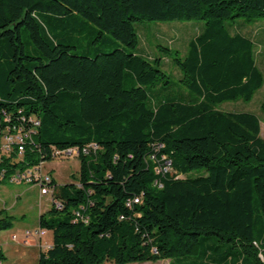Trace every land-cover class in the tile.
Segmentation results:
<instances>
[{
	"label": "trees",
	"instance_id": "trees-1",
	"mask_svg": "<svg viewBox=\"0 0 264 264\" xmlns=\"http://www.w3.org/2000/svg\"><path fill=\"white\" fill-rule=\"evenodd\" d=\"M258 17L264 0H0V138L25 136L0 184L80 149L39 218L52 246L20 264H264L262 120L219 108L264 88L252 37L224 24ZM177 19L209 22L156 98L172 82L137 23ZM14 221L0 209V231Z\"/></svg>",
	"mask_w": 264,
	"mask_h": 264
},
{
	"label": "rangeland",
	"instance_id": "rangeland-1",
	"mask_svg": "<svg viewBox=\"0 0 264 264\" xmlns=\"http://www.w3.org/2000/svg\"><path fill=\"white\" fill-rule=\"evenodd\" d=\"M208 22L209 21L204 19H177L172 21H144L142 23H137L140 35V44L136 49V52L142 53L150 59L160 58L163 63L162 68L169 74V78L172 82V86L170 88L163 89V92L156 95V98L166 94H179V80L183 76V70L175 58L178 56L182 58L187 57L191 50L190 42L195 35L200 32H205V28L208 27ZM224 22L225 26L231 33L232 31L240 30L242 33H247V35L252 37L256 47L258 64L264 72V17H258L251 20L246 18H237L235 20H225ZM159 89L160 88L157 87L152 93L156 94ZM263 103L264 88L258 91L250 102L239 99L223 103L219 106V108L226 111H252L259 114L262 120L261 136L264 138ZM10 135L12 136L13 142H16L23 135V132L19 131ZM8 142L9 141L5 136L0 138V158L3 154L10 155L9 153L11 150L9 151ZM43 164L44 171L48 173L52 172L47 169L46 166L54 167L58 174V179L63 184L77 182L80 170V161L76 154L54 158L51 161L43 162ZM167 164L171 165V161H168ZM23 171H27V169ZM22 174L23 173H20L18 175ZM25 184L26 183L19 185V183H13L10 178H7L4 182V185L10 188L19 189L20 191L26 190V194L19 199L13 210L6 209L7 211L9 210L8 212L10 214H14L15 216L14 227L2 231L0 239L3 235L8 236L12 233L15 226H17L19 222H23L30 228L37 225L40 217V205L42 209L41 211L44 212L54 203L53 196L50 191L44 192L39 186L29 187V185ZM0 197L4 200H8V205L13 203L14 196L6 199V195H4L3 192H0ZM21 213L26 214V216L23 218L20 217ZM48 237L52 238V234H48ZM130 264H170V261L162 260L158 262H137Z\"/></svg>",
	"mask_w": 264,
	"mask_h": 264
},
{
	"label": "crops",
	"instance_id": "crops-1",
	"mask_svg": "<svg viewBox=\"0 0 264 264\" xmlns=\"http://www.w3.org/2000/svg\"><path fill=\"white\" fill-rule=\"evenodd\" d=\"M262 125V123H261ZM261 133H262V126H261ZM47 169H49L53 177L56 181L57 185H63V183L58 179V174L54 167L52 166H46ZM15 183V182H13ZM25 182L19 183V185L24 184ZM70 183V182H69ZM67 184V183H65ZM29 187L37 186L34 184H28ZM0 192H3L4 195H6V199L10 198L11 196H14L13 203L11 205H8V200H4L0 197V209H12L17 205L19 199L26 194V190L20 191L19 189L10 188L8 186L4 185V182L0 184ZM8 205V206H7ZM22 206V205H21ZM40 215L43 213L41 210L40 205ZM49 208H47L45 211H47ZM9 211V210H8ZM44 211V212H45ZM14 215V214H13ZM26 214L21 213L20 217H25ZM40 218V217H39ZM39 220L37 225L33 226L32 228L27 227L23 222H19L17 226H15V229L12 233H10L8 236L3 235L0 239V250L4 252V254L7 257L8 263H37L40 257V253L42 251L48 250L52 244H53V234L51 231H48L47 234L41 236V237H32L29 238L28 242H25V234L27 230H33L39 227ZM14 227V226H13ZM2 231H0L1 235ZM52 234V238L48 237V234ZM16 236L17 239H14L13 236ZM171 264V261H170Z\"/></svg>",
	"mask_w": 264,
	"mask_h": 264
},
{
	"label": "built area",
	"instance_id": "built-area-1",
	"mask_svg": "<svg viewBox=\"0 0 264 264\" xmlns=\"http://www.w3.org/2000/svg\"><path fill=\"white\" fill-rule=\"evenodd\" d=\"M4 136L9 141L8 142V145H9L8 147H9V151L11 150L10 153H12V151H13V143H15V142H13L12 136L10 135V133L7 132ZM26 136H28V135L26 134ZM24 138H25V136L22 135L19 138V140L16 141V143L19 144V156L23 155ZM93 146L96 147L95 145H93ZM84 152H87V149H84ZM72 154H76L77 156H79L80 149L78 147H72V148L65 149L63 151H58L56 153V155H55V158L63 157V156H66V155H72ZM164 159H165V165H164L163 168H161V171L162 170H164V171L171 170L167 166V157H164ZM43 167H44V164L40 163V164H38L36 166L28 168L26 175L14 176V174H13L10 179H11L12 182H15V183L25 182V183H28V184L37 185L44 192L50 191L52 193V196H53L55 185L52 184V181H53L54 177H53L52 173L45 172ZM53 201H54V199H53ZM135 203H138V202H135ZM57 204H58V206L60 205L59 202H57ZM128 204L130 205L131 202L128 203ZM48 231H49L48 229L43 228L41 226H39V227H37L36 229H33V230H27L26 234H25L26 235L25 236V242H28L29 238H32V237H41V236L47 234ZM13 238L17 239L15 235L13 236Z\"/></svg>",
	"mask_w": 264,
	"mask_h": 264
},
{
	"label": "bare ground",
	"instance_id": "bare-ground-1",
	"mask_svg": "<svg viewBox=\"0 0 264 264\" xmlns=\"http://www.w3.org/2000/svg\"><path fill=\"white\" fill-rule=\"evenodd\" d=\"M27 173H25V174H22V175H26ZM19 176H21V175H19Z\"/></svg>",
	"mask_w": 264,
	"mask_h": 264
}]
</instances>
